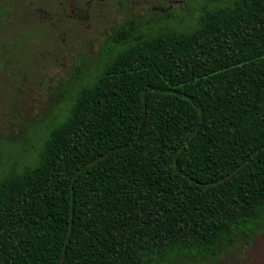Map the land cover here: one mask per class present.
Masks as SVG:
<instances>
[{"label": "trees", "instance_id": "trees-1", "mask_svg": "<svg viewBox=\"0 0 264 264\" xmlns=\"http://www.w3.org/2000/svg\"><path fill=\"white\" fill-rule=\"evenodd\" d=\"M142 36L0 180V264H165L264 231V0Z\"/></svg>", "mask_w": 264, "mask_h": 264}, {"label": "rangeland", "instance_id": "rangeland-1", "mask_svg": "<svg viewBox=\"0 0 264 264\" xmlns=\"http://www.w3.org/2000/svg\"><path fill=\"white\" fill-rule=\"evenodd\" d=\"M231 1L0 0V180L37 164L79 88L117 51L163 29L189 31L203 9ZM165 264H264V231Z\"/></svg>", "mask_w": 264, "mask_h": 264}, {"label": "flooded vegetation", "instance_id": "flooded-vegetation-1", "mask_svg": "<svg viewBox=\"0 0 264 264\" xmlns=\"http://www.w3.org/2000/svg\"><path fill=\"white\" fill-rule=\"evenodd\" d=\"M77 0H73V2H76ZM90 1L88 2V5H89ZM72 5V4H71Z\"/></svg>", "mask_w": 264, "mask_h": 264}]
</instances>
